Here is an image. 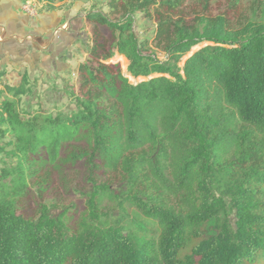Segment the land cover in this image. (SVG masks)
<instances>
[{"label":"trees","instance_id":"16d2710c","mask_svg":"<svg viewBox=\"0 0 264 264\" xmlns=\"http://www.w3.org/2000/svg\"><path fill=\"white\" fill-rule=\"evenodd\" d=\"M185 2L111 0L108 14L90 13L112 39L96 37L80 65L72 115L23 118L15 98L27 83L7 88L0 126L16 164L0 171V264H264V15L236 27L223 15L190 21ZM139 15L155 20L164 60L136 35ZM116 55L144 81L106 63ZM70 142L90 168L87 214L74 226L44 205L37 219L19 215L30 183ZM103 169L119 176V193L98 183ZM101 197L118 201L119 216Z\"/></svg>","mask_w":264,"mask_h":264},{"label":"rangeland","instance_id":"374dc122","mask_svg":"<svg viewBox=\"0 0 264 264\" xmlns=\"http://www.w3.org/2000/svg\"><path fill=\"white\" fill-rule=\"evenodd\" d=\"M110 1L67 0L50 6L44 4L43 0H27L24 10L34 22L42 19L40 16H43L50 23L48 29L42 30V35L34 36L31 48H28L24 54L15 56L12 59V67L2 71L0 92L5 93L0 101L9 98L8 87H19L26 82L29 93L21 99L15 98L17 102L19 100V111L23 118L38 113L50 115L60 112L72 115L76 112V99L81 85L79 67L89 60L96 37L108 42L112 39L111 32L106 27L95 26L88 22V15L93 12L108 14ZM259 12L264 15V0H186L180 9V15L190 21L203 15H223L231 20L235 27L259 17L254 15ZM136 21V35L142 42H148L152 52L157 53L158 57L164 60L165 55L155 48L154 38L157 31L155 20L139 15ZM204 46L206 45L198 47L186 56L180 67H183L186 60ZM106 63L118 64L131 84L136 85L144 81L142 78L134 79L128 74L129 62L126 63L125 69V62L119 55ZM11 97L13 99L12 95ZM3 129L0 126V171L16 164V160L7 155V152L13 149L10 144L14 142V138L11 135L4 138L1 134ZM82 146V143L70 142L61 149L57 162L43 170L44 180L41 183L39 181L30 183L29 192L22 200L19 215L26 219H37L40 207L44 205L50 209L53 216L65 214L66 219L74 226L84 214H87V202L92 192L90 168L85 158L75 156L79 153L75 149ZM217 175L221 182L216 183V187L220 186L223 192L225 188L221 179L222 172L217 171ZM96 177L99 184L112 183L111 189L115 193L117 189L119 193L121 188L118 187V183L121 179L115 172L103 169L96 174ZM216 195L223 197L221 191H217ZM101 198L104 211L110 210L115 216H119L118 201L111 197ZM223 200L227 217L234 224L232 203L228 198ZM222 217L225 218L224 214ZM214 225L215 222H212L211 227Z\"/></svg>","mask_w":264,"mask_h":264},{"label":"crops","instance_id":"0c3cea01","mask_svg":"<svg viewBox=\"0 0 264 264\" xmlns=\"http://www.w3.org/2000/svg\"><path fill=\"white\" fill-rule=\"evenodd\" d=\"M27 0H0V76L12 67V59L31 48L35 35L48 29L47 18L34 19L24 10ZM1 82V80H0Z\"/></svg>","mask_w":264,"mask_h":264},{"label":"bare ground","instance_id":"6f19581e","mask_svg":"<svg viewBox=\"0 0 264 264\" xmlns=\"http://www.w3.org/2000/svg\"><path fill=\"white\" fill-rule=\"evenodd\" d=\"M121 59L125 62V66H124V68L126 69L127 68V60L125 59V57H121ZM140 79V78H139Z\"/></svg>","mask_w":264,"mask_h":264}]
</instances>
